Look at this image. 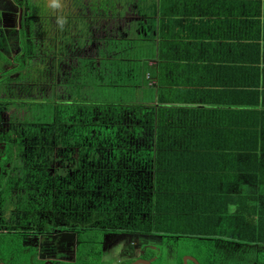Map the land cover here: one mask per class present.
<instances>
[{"label":"trees","instance_id":"1","mask_svg":"<svg viewBox=\"0 0 264 264\" xmlns=\"http://www.w3.org/2000/svg\"><path fill=\"white\" fill-rule=\"evenodd\" d=\"M16 1L24 7V2ZM76 1V6L83 12V19L90 23V29H86L83 41L76 40L73 45L65 46L67 56H63L60 61L73 65V69L78 72L83 65L85 68L87 66L86 69L90 75H88L87 87L83 93L84 77L78 74L79 81L76 83L73 95L80 103L75 104L74 107L54 106L47 101L54 100L55 95L42 91L47 94L44 97L47 101L42 106L44 108L42 116H47L50 122L53 119L51 128L44 127L48 130L43 135H55L56 141H52L50 137H47L46 140L50 143L53 142L65 162L68 157L65 150L70 146H75V150L80 147L82 151L83 135L90 136V155L86 169L91 208L98 205L108 214L107 220L117 224H129L132 226L131 230L135 229L128 216L134 210H131L133 205L129 203L127 191L134 188L131 183L136 181L140 189L138 193L140 194L141 191L143 194L145 193L144 196L139 195V203L135 209L138 212L136 219L138 229L183 235L186 238L185 244H182L183 247L192 249L186 254L196 257L200 264H223L215 258L211 247L213 246L212 241L216 240L214 237L219 235L225 227L228 228V231L231 228L240 230L241 241L253 242L256 241L255 237H258L259 241L263 242L264 195L260 194L256 198L258 199L256 204H252L247 197L244 203L242 202L243 197L235 198V216H231L230 221H226L224 214L229 211V205L222 208L224 211L216 207L205 210L203 205L201 207L196 204L199 202L196 201V196L193 194L195 189L192 191V188L188 190L181 184L179 185L182 180H176L174 184L165 187V189L158 184L154 190L149 187L148 190L154 192V195L144 192L142 186H145L146 183H141L142 180L138 175L135 178L137 173L134 172L138 171L131 170L132 165L145 167V170L139 171L138 174L145 173L143 175L147 177V169L149 171L153 167L154 152L159 156H170L171 161L178 167L188 168L187 164L190 162L194 165V161H190L191 157L201 156L199 152L195 153L196 151L207 152L215 147L206 149L197 147L194 143L196 125L193 119L184 118V116L194 115V107L188 110L179 106H164V102H168L169 99L165 97L161 88L157 93L150 85L151 79L148 76L152 72L149 62L156 54L157 37L154 36L153 29H149L147 24L143 23L146 15L131 10L134 7L132 6L127 11L134 13L137 17H131V21H128L125 16L126 10L123 11L122 0H120L122 11L117 10L120 3L117 0H103L104 2L101 0L102 3L99 6L97 5L100 1L97 0L95 11L90 8L94 0ZM148 1H150L153 10L155 0H137L136 3H147L146 6L149 7ZM126 4L129 5L130 2ZM32 11H34L33 6H30L29 12L23 11L22 18L19 20L21 35L31 33L33 22L38 21L35 16H32ZM34 31L33 29V33H31L33 37L35 36ZM17 36H15L16 40L20 38ZM162 40L163 32L158 41L159 53H163ZM3 50L9 49L5 35L0 29V61L6 60L7 53L6 51L3 53ZM31 51L37 55L36 42L33 38L22 43L19 55L21 53L29 54ZM78 59H81V64L75 65V63H79H77ZM17 60L19 64L23 61L19 58ZM24 66L23 62V66L16 65L3 70H6L9 75ZM2 77L4 76H0V79ZM104 81H106L105 86L108 91L110 89L109 94L113 89H119L122 98L126 94L128 98L122 102L113 101L111 97V101L108 102L99 100V95L93 88L97 87L99 82L103 84ZM136 92L140 93V99L132 100V95L136 98ZM156 101H158V105H156ZM47 110H49L48 113H46ZM29 111L25 114V119L38 123L37 117L40 114L37 108L32 107ZM181 117L184 119L181 120ZM31 125L33 123L26 126L27 134L33 132L30 128H35ZM169 138H171L170 141ZM7 142L9 143L8 149L18 148L15 137L7 136ZM47 142L42 141L43 146L50 145ZM257 148L258 145L251 148L250 151L246 149L242 153L245 157L247 156V165L244 168V172L247 174L255 171L260 165L264 169V158L258 156ZM103 161L108 166H118L120 169L107 170L99 179V172L95 170H98V165L103 164ZM75 166L77 168L70 166L76 176L73 181L83 182L82 162L78 160ZM63 167L66 165L64 164ZM252 180L254 181V179ZM143 181H147V179L144 178ZM122 195H126V197L122 198ZM187 199L191 200L190 205ZM245 232L249 234L243 235ZM202 243L204 244L200 245ZM197 246L200 248H196ZM12 257L14 264L21 262L18 250L14 252V255L12 254Z\"/></svg>","mask_w":264,"mask_h":264},{"label":"crops","instance_id":"2","mask_svg":"<svg viewBox=\"0 0 264 264\" xmlns=\"http://www.w3.org/2000/svg\"><path fill=\"white\" fill-rule=\"evenodd\" d=\"M148 5L143 23L157 37L156 54L149 62L150 85L157 93L163 90L169 99L164 106L194 107V115L184 116L196 125L194 143L215 148L196 151L201 156L191 157L194 165L190 162L188 168L156 152L153 167L146 168L147 177L138 174L145 167L135 164L130 168L138 171L135 178L138 175L146 183L142 186L146 194L154 195L149 187L165 189L182 180L179 185L195 189L199 204L195 203L205 210L224 211L229 205L224 217L230 221L235 216V198L243 197L244 203L247 197L256 204V198L264 195L263 167L245 173L247 156L242 154L258 145V156L264 158V0H155L153 10L150 1ZM125 14L128 21L137 17L128 11ZM162 32L164 47L159 53ZM131 185L139 187L136 181ZM187 201L190 205L191 200ZM236 231L241 234L225 227L215 237L235 236ZM221 239L214 244L215 252L225 254L220 248L230 244L229 252L238 253L232 242ZM257 249V255L264 254V246L257 244ZM240 253L250 255L249 262L259 258L252 257L248 247Z\"/></svg>","mask_w":264,"mask_h":264},{"label":"flooded vegetation","instance_id":"3","mask_svg":"<svg viewBox=\"0 0 264 264\" xmlns=\"http://www.w3.org/2000/svg\"><path fill=\"white\" fill-rule=\"evenodd\" d=\"M21 1L25 3L24 7L13 0L19 8L15 23H11L13 16L10 12H13V8L9 7L10 5L6 9L2 8V11H9L8 14L2 13L0 10V29L2 25L7 24L14 28L18 24L21 30L19 20L22 18L23 11L26 12L30 6H33L29 5L28 0ZM7 16H9V21L4 20ZM37 20L35 24H40V17L37 16ZM33 39L36 42L37 55L33 54L32 51L29 54L21 53L19 55L22 42L20 43L15 39L16 47L12 50L8 47L9 50H5L7 52L6 60L0 61V65L4 66L5 69L16 65L23 66V62L25 65L33 60H40L41 64L49 71L46 74L50 76L49 81L42 85L48 88L41 87V89L46 93L51 92L58 99L47 101L44 99L47 96L45 92H39L37 96L40 99H36V101L21 99V97L29 95L26 92L20 94V99L12 98L14 93L9 92V90L13 88L16 82L25 79L26 66L9 75H7L6 70H2L0 73V76H4L0 79V264H14L12 254L14 255L16 250L19 251L20 255L21 262L19 264H135L139 261H147L150 264H165L167 252L163 249L165 247L174 248L176 249L175 253L180 254L179 248L182 249L180 244H185L186 240L184 242L179 238L180 242H175V247L163 242L161 247L158 243L151 242L149 238H177L178 236L159 233L155 230L138 229L136 220L138 212L135 209L139 203L140 194L137 186L127 191L129 203L134 206V209L133 206L131 207L134 212H130L131 215L128 216L135 229L131 230L132 226L129 224H117L107 220L108 214L105 211H102L101 219H106V221L88 226L87 218L91 210V199L86 165L90 155V136L83 135L82 151L80 147L75 150V146H70L65 150L68 153L67 162H65L53 142L50 143L46 140L47 137H50L52 141H56L55 135H43L48 130L44 127L51 128L53 123V119L50 122L47 116H42L44 114L42 106L46 101L54 106L68 105L74 107L75 104L80 103L73 95L76 83L79 81V76H75L78 71L73 69V65L62 61L58 62L59 56L57 55L41 57L39 55L43 49L41 43L48 42L41 35L38 37L35 34ZM18 58L23 60L22 63L19 64ZM87 58L89 59L90 56L88 55ZM28 60L30 61L28 62ZM88 79V76L84 77L83 93L87 87ZM28 102L38 105L35 107L40 114L37 117L38 123L25 119V114L30 112L29 109L32 108L25 104ZM10 109L11 112H9ZM48 112L49 110L46 111V113ZM30 123H33L31 126H35V128L29 127L33 132L27 134L26 126ZM85 125L88 126L89 124ZM7 136L15 137L18 142L17 149L15 147L8 149ZM42 141H46L50 145L43 146ZM78 160L82 162L83 182L73 181L76 176L70 168V166L77 168L75 164ZM64 164L66 167H63ZM98 166V170L95 171L99 172V179L107 170L120 169L118 166H108L104 161ZM145 191L146 189H144ZM123 196L126 197V195H122V198H124ZM109 235H126L129 241L126 246H121L118 251L123 256L117 262L104 260V243ZM233 235L235 236H226L224 239L214 237L216 240L212 241L211 249L219 262L223 264H247L244 261L239 263L227 262L226 257L229 258L232 255L230 252L228 254L215 252L214 244L220 239L227 243L232 242V246L235 245L239 253L246 247L252 249L250 247L252 244L256 248L254 253L258 257V243H254L256 244L254 245L252 242L241 241L239 232H234ZM13 237L16 239H12ZM196 248L199 249L200 246ZM184 252H181L182 254L176 264H184V259L187 256H192L186 254L187 250ZM247 262L248 264H264V262H260L259 258ZM190 263L196 264L194 261L188 260L187 264Z\"/></svg>","mask_w":264,"mask_h":264},{"label":"rangeland","instance_id":"4","mask_svg":"<svg viewBox=\"0 0 264 264\" xmlns=\"http://www.w3.org/2000/svg\"><path fill=\"white\" fill-rule=\"evenodd\" d=\"M99 1L100 2L97 6H99L103 0L102 1L99 0ZM117 1L120 2V0H117ZM28 2H29V5H33V9L35 11V12L32 11V16H35L36 19H37V16L40 17V24H35V22H33L31 33H33V29H34L35 30L34 34H36V36L40 37L41 35L48 42V43H45V42L41 43L43 47L42 50H44V51L41 50L39 52V55L41 57H49V56L57 55L59 56V59H58V62H59L60 60H62V57L66 55L67 48L65 46L69 47L70 45H73V43H75L76 40L78 42L83 41V36L86 33V29L87 30L90 29L89 21L83 19V15H82L83 12H81L76 6L77 5L76 0H28ZM121 2L123 5V11L125 10L127 11L130 8H132V6H134L131 10L136 11L137 13H140L142 15H146L147 12L149 11L148 9H150V7L146 6L147 3H136L137 0H134V2L133 0H122ZM121 2L118 4L117 10H122L120 8ZM127 2H130V4L127 5L126 4ZM96 4H97V0H94L91 4L92 6L90 7L92 11L96 10V6H95ZM54 5H58V7H54ZM8 6L13 8V12H10L12 13V16H13L11 23H15V20L17 18V13L19 12V8L16 6V3L13 2V0H0V10L2 13L5 12L6 14H8L9 11L7 10L2 11V8L6 9ZM29 9L30 8H28V10L26 11L29 12ZM4 20L9 21V16L5 17ZM60 21H63V23L61 24ZM9 26L10 25H7V24L2 25L1 29H2L3 34L5 35L8 47L10 49L16 47L15 39H14V36L16 35L21 37V39L20 38L18 39L20 43L21 42L25 43L31 40L32 38H34L31 33H25V34L23 33L24 35H21L22 31L20 30V27L18 24L14 28L9 27ZM2 52L4 53L5 50H3ZM10 53H13V52L10 51ZM57 56H56V59L58 58ZM80 60L78 59L77 63L78 62L79 63L76 65L81 64ZM29 61L30 60H28V62ZM25 66H26V69L24 71V73L26 74L25 79L22 81L18 80L20 82L18 83L16 82L13 85V88L9 90V92L14 93L12 98H15V99H20V94L23 92H26V93L33 92L34 94H31V95L27 94L24 97H21V99H25L26 101H36V99H40V97H38L37 95L39 92H42L41 87H43L44 89L48 88L42 85L45 84L46 81H49L50 76L49 74L48 75L46 74V72L48 73L49 71L46 69L44 65L41 64L40 60L39 61L33 60L25 64ZM86 68L83 65L82 68L79 70V72L76 73L75 76H77L78 74L81 75V77L90 75L87 73ZM3 69H4V66H0V70H3ZM43 72L44 74H42ZM74 79H76V77H74ZM105 83L106 81H104L103 84L99 82V85L93 88L94 90L97 91L99 95V98H98L99 100H102L103 102H108V101H111L110 99L112 98L113 101L117 100V101L122 102L123 100H126L128 98L127 94H126L127 96L123 95V98H122V95L119 92V89H113L112 93L109 94L110 89L108 91L107 87L105 86ZM56 98L57 97H55V99ZM134 98L135 96L133 97L132 95V100L140 99V93L136 92V98L135 99ZM25 104H27L30 107L38 106V105H34L36 103L28 102ZM11 111L12 110L10 109L9 112ZM100 209L101 207H99L98 205L91 208V210L89 211V216L87 218L88 226H92L96 223L106 221V219H101L103 210L102 209L100 210ZM95 226H98V225H95ZM177 236H178L177 238L168 237V238H161V239L158 237H152V238H149V240L153 243H158V245H161V243L165 242L175 247V244H174L175 242H178V241L180 242V240H186V238L182 235H177ZM135 237L140 238L138 236H135ZM254 240L256 241H253L252 242L253 244L258 243V244H261L262 247L264 246V240L263 242H260L258 237H255ZM128 243L129 241L126 235H109L108 237H106V241L104 243V260L115 261V262L119 261L120 260L119 258L122 257L123 254L118 251L121 249V246H126ZM180 245L182 246V249L179 248L180 254L175 253L176 249L174 248L165 247L163 249L165 252H167L165 264H176L182 254L181 252L185 253L184 252L185 250H187V253L192 251L191 248L183 247L182 244ZM162 246L163 244L161 245V247ZM251 246H252V257H254L255 256L254 251L256 250V248L252 244ZM228 247L231 248V245L228 244L226 245V247L222 246V248H220V252L228 254L229 253ZM234 248L237 249L235 245H234ZM231 254L232 255H230L229 258L226 257L227 262L239 263L240 261H244V263L246 262L248 264L246 260H250V255L240 254L239 252L238 253L232 252ZM258 257H259L260 262H264V254H259Z\"/></svg>","mask_w":264,"mask_h":264},{"label":"water","instance_id":"5","mask_svg":"<svg viewBox=\"0 0 264 264\" xmlns=\"http://www.w3.org/2000/svg\"><path fill=\"white\" fill-rule=\"evenodd\" d=\"M188 260H192L194 261L196 264H200L199 261L193 257V256H187L185 259H184V264H187V261ZM138 263H144V264H150L149 262L147 261H139V262H136L135 264H138Z\"/></svg>","mask_w":264,"mask_h":264},{"label":"clouds","instance_id":"6","mask_svg":"<svg viewBox=\"0 0 264 264\" xmlns=\"http://www.w3.org/2000/svg\"><path fill=\"white\" fill-rule=\"evenodd\" d=\"M54 7H58V5H54ZM60 23L62 24V23H63V21H60Z\"/></svg>","mask_w":264,"mask_h":264}]
</instances>
